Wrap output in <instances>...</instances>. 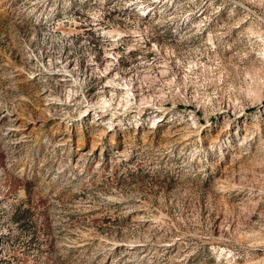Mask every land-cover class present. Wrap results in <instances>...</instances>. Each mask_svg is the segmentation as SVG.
<instances>
[{"label": "rangeland", "instance_id": "374dc122", "mask_svg": "<svg viewBox=\"0 0 264 264\" xmlns=\"http://www.w3.org/2000/svg\"><path fill=\"white\" fill-rule=\"evenodd\" d=\"M0 264H264V0H0Z\"/></svg>", "mask_w": 264, "mask_h": 264}, {"label": "bare ground", "instance_id": "6f19581e", "mask_svg": "<svg viewBox=\"0 0 264 264\" xmlns=\"http://www.w3.org/2000/svg\"><path fill=\"white\" fill-rule=\"evenodd\" d=\"M114 59V57H112V55H107V62H111L112 60ZM105 63V62H104ZM105 65H107L108 66V64H105ZM113 65V64H112ZM163 66V65H162ZM108 68H110V67H108ZM107 68V71H105V74L103 75L105 78H107V83H106V85H104L103 86V91H102V95H104L105 96V93L106 92H111V91H113V85L111 84V83H113L114 82V79H112V78H110L109 77V75L110 74H108L109 73V69ZM97 70V69H96ZM109 70V71H108ZM102 76V77H103ZM99 77V76H98ZM115 89V88H114ZM101 95V96H102ZM114 95V94H113ZM106 102H107V99L105 98L104 99V101H103V103H104V105H102L103 107H105V105H106Z\"/></svg>", "mask_w": 264, "mask_h": 264}]
</instances>
